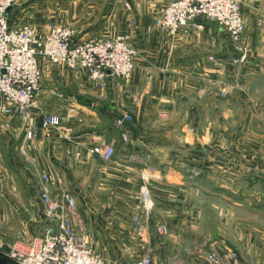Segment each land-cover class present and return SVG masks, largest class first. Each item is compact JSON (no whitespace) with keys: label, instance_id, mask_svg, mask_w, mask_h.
Instances as JSON below:
<instances>
[{"label":"crops","instance_id":"obj_1","mask_svg":"<svg viewBox=\"0 0 264 264\" xmlns=\"http://www.w3.org/2000/svg\"><path fill=\"white\" fill-rule=\"evenodd\" d=\"M110 1L114 4L107 7L103 17L119 22V27L111 31L114 27L109 22L99 31L106 34L94 39L130 35L139 52L134 70L129 78L109 76L106 84L98 86L85 68L76 71L65 63L47 65L41 60L44 77L33 108L38 118L36 137L27 138V125L16 115L0 117V235L20 233L30 240L45 233L46 219L37 206L45 211L40 190L41 181L47 176L52 195L69 193L74 198L78 211L76 227L88 241L117 239L133 245L152 241V264H166V257L180 256L182 243L188 237L193 243L203 242L190 227L193 219L199 220L200 203L193 198V186H182L183 179L213 177L208 170L200 175L193 170L198 155L192 150L197 148L199 139L192 130L198 128L190 124L188 127L181 120L176 122L174 117L186 112L192 122L198 108L196 99L203 94L211 110L221 100L224 108L230 107L228 115L235 113L231 107L240 116L246 115L238 126L235 121H228V126H224L227 130L238 127L246 131L254 129L256 122H264V0L242 1L249 59L239 67L231 62V41L218 25L212 24L203 31L181 30L174 36L155 28L156 16L170 0H130L139 15L136 25L130 23L126 12L129 0ZM17 12L15 7L8 10L11 27L25 23L15 21ZM29 25L37 27L38 33L48 28L39 31L38 26ZM210 55L222 59L227 68H216ZM235 68L238 73L233 77L242 83V88L234 89L223 99L216 89V80L227 71L233 73ZM4 103L0 98V107ZM123 112L133 116L132 123L127 124L128 142L116 124V117ZM45 114L59 115L62 124L44 128L41 121ZM6 120L9 126L3 124ZM68 127L72 128L71 133L67 132ZM102 139L116 145L112 159L91 151ZM255 139L257 144H264V138ZM237 140L234 142L242 144L244 139ZM142 189L152 191L153 218L146 234L138 235L133 230L124 234L122 222L137 214L140 203L136 195ZM123 195L135 196L134 205L122 203ZM157 225L166 226L168 231H156ZM250 241L251 246L245 247L249 259L244 261L264 264V235L252 236ZM203 253L193 256L197 259L193 264H212ZM0 264L18 263L7 257Z\"/></svg>","mask_w":264,"mask_h":264},{"label":"rangeland","instance_id":"obj_2","mask_svg":"<svg viewBox=\"0 0 264 264\" xmlns=\"http://www.w3.org/2000/svg\"><path fill=\"white\" fill-rule=\"evenodd\" d=\"M171 1L172 0H170V2ZM111 4L114 3H112L110 0H15V3L12 7H15V9L18 11L14 16L16 22H25L24 24H31L34 27L38 26L39 31L45 30L46 27H48L46 29L48 30L53 24L66 25L72 27L75 31H77V40L81 41L93 37V39L89 40L95 41L100 40L94 39L95 37H101L106 34L100 33L99 31L104 25L109 24V22L114 27L113 29H111V31H115L119 27V22L116 23L111 19L103 17L105 16L104 11ZM242 4L243 2L241 3V9ZM126 6L128 9L133 7L130 13L128 12V9L126 10V12L128 14V17L130 15V23L135 24V21L137 22V18L139 16L137 10L130 2V0L126 4ZM162 12L158 16H156L157 18L154 21V26L157 29H160L157 26V20ZM242 16L244 19L243 12ZM244 23L246 31L245 20ZM212 24L217 25V23L215 22L206 21L205 28ZM21 25L23 24H20L18 26ZM18 26L16 25L15 27ZM36 29L34 30L37 32ZM245 31L244 45L247 47L249 53V48L245 42ZM44 33L45 32L40 34ZM124 35H127L130 39V42L135 46L130 35ZM115 36L117 35L107 37ZM105 38L106 37L102 39ZM138 53L139 52L137 49V55ZM211 57H215V55H210L209 59ZM215 58L218 60L213 63L216 68H227V63H225L220 58ZM43 61L47 65L56 64L50 63L45 59H43ZM220 61L224 62L223 66L218 64V62ZM44 69L45 68L43 67L42 79L44 77ZM79 69L80 68L73 70L78 71ZM237 70L238 69L235 68V71L233 73H229L227 71L229 74L227 72L223 73L216 80L217 85L215 86L216 89H218V93L221 98L224 99L228 96L223 95L222 93V82L225 81L226 78H229L228 76L230 74H232L230 79H233V76L238 73ZM235 91H239V89L236 88ZM196 100L198 108L197 113H193L192 115V122H189L190 119H188L191 117V115L188 116L186 112H183L185 114L179 115L178 117L175 116L174 119L177 120L176 122H179V120H181L182 122H184L183 124H186L188 127L190 125H193L194 127L198 128L197 130H192L193 136H197L199 139L197 148L192 150L193 153H196L198 155L197 159L193 161V170H196L199 175L203 171L208 170L209 175L213 176L183 179L184 183L182 185L188 188L190 186H193V198L197 199L200 203L198 212L199 216L197 215V218L199 220L194 221L193 219L192 226L190 227H192L191 231L199 235L198 237H200L203 242L199 241L193 243L192 241H190L192 239H189L190 237H188L187 240L185 242L183 241L182 243V250L179 253L180 256L170 258L166 257L165 261L166 264H193L197 260L193 258V256L195 257L197 254H201L202 252H204L209 262L215 264L211 261L210 254L216 249L220 252L224 259L229 256L228 258H230V261H238V264H247L244 261V259H249L247 257L249 256V253L246 252L247 250L245 248L246 245L251 246L252 241H250V239H252V236L257 238L260 234L264 235V144H257L255 139V137H257L258 139L264 138V122L258 121L253 126L254 129H249L246 131L238 130V127L227 130L224 128V126H228V121L231 124L235 121L234 125L238 126L239 120L244 119L246 115H243L244 113H242V115L240 116L238 113H236L237 109L234 107H231V110L235 111V113H231V115H228L226 111L230 109V107L227 106L226 108H224V104L221 100H218V106L211 110V107H207V97L203 94L199 95ZM5 105L6 104L4 103V105L2 106ZM119 115H121V113ZM165 116L166 115H163V117ZM0 117L2 119V117H8V115L1 114ZM131 118L132 119L130 122H128V125H130V123H132L133 121L132 115ZM3 124H5V126L10 125L7 120ZM173 135L174 131L170 133L171 137ZM237 138L244 139L242 144L234 142L235 140L238 141ZM227 140H230V142H227ZM124 141L128 142L129 140ZM114 146L116 149V145ZM189 151L191 152L190 147ZM116 152L117 151L115 150V154L113 155V157L116 155ZM187 164L188 167H190V162H188ZM224 173H226V175L231 174V176L227 175L226 177ZM244 174H247V176H242ZM14 180L19 181V179ZM42 183L43 182L41 181V185ZM143 190L144 189L141 190V193L139 192L136 195L138 198V204L140 203L137 214H139L141 220L140 222L143 223L142 229L139 230L137 228L136 224L134 223L133 215H131L129 218H126L124 222H122L124 224V234H127L129 231L133 230V232L136 231L134 232L135 234L137 233L138 235H142V233H145L147 231L149 227L148 222L153 218L155 200L152 196V191L148 189L150 201L148 203H152L153 206L150 209H147L144 207L145 200L143 199ZM52 196L55 198H60V196ZM13 197L15 199V195H13ZM137 198L132 195H127V197L123 195L121 202L133 206ZM108 201H110V199H108ZM38 207L39 206H37L39 214L44 217V219H46V222H44L48 226L49 221L46 214V208L45 211H43V209H39ZM77 217L78 211L76 208V215L73 218L75 227L76 221L78 222ZM193 217L196 218V216ZM154 228L156 231H168L167 227L163 225H157L154 226ZM188 235L191 236L190 233H188ZM0 237H3L2 239L7 241L5 248L6 250L9 249V242H12L19 238H25L20 233L14 234L12 236L0 235ZM89 243L93 247V250L98 255H100L105 264H135L137 263V261L141 260L144 255H146V251L152 250L153 252L152 241H145L144 243L139 242L138 244L134 245L132 244V242H122L118 241L117 239H115L114 241L99 243L95 241H93L92 243L91 241H89ZM186 251L188 253V256ZM0 252L2 251L0 250ZM2 253L6 255L4 252ZM105 254L112 255L111 257H108ZM151 256L153 262V253H151ZM251 260L253 259L251 258Z\"/></svg>","mask_w":264,"mask_h":264},{"label":"built area","instance_id":"obj_3","mask_svg":"<svg viewBox=\"0 0 264 264\" xmlns=\"http://www.w3.org/2000/svg\"><path fill=\"white\" fill-rule=\"evenodd\" d=\"M15 0H0V98L5 106L0 107V115H16L27 125L26 136L33 139L37 134L38 118L33 113L36 98L41 88V60L50 63H65L70 68H85L90 78L103 86L109 76L129 78L135 67L136 47L127 35L106 37L100 40H77L76 31L66 25L53 24L44 34H38L33 27L23 24L11 27L7 13ZM242 0H172L157 20V26L170 35L181 30L203 31L206 21L217 23L224 29L231 41L234 54L231 62L241 66L249 59L244 45L245 23L241 12ZM218 61L215 57L210 58ZM222 61L218 62L223 66ZM242 83L233 77L222 82V93L228 95ZM127 112L116 117V124L123 129L122 136L128 140L127 124L131 121ZM62 118L56 114L42 116L44 128L60 126ZM71 133L72 128L68 127ZM115 146L100 140L92 146L93 153L109 160L115 154ZM49 178L44 176L40 196L46 205L49 225L41 236L27 240L19 238L9 242L6 248L0 240V250L18 264H105L90 245L87 236L77 230L73 218L76 215L75 200L69 193L60 198L50 194L47 186ZM144 207L150 209L149 193L143 190ZM137 228L142 229L139 214L134 217ZM213 247V246H212ZM152 251L135 264H152ZM225 259L216 249L211 252L215 264H238Z\"/></svg>","mask_w":264,"mask_h":264},{"label":"trees","instance_id":"obj_4","mask_svg":"<svg viewBox=\"0 0 264 264\" xmlns=\"http://www.w3.org/2000/svg\"><path fill=\"white\" fill-rule=\"evenodd\" d=\"M7 259V256L0 252V262H3Z\"/></svg>","mask_w":264,"mask_h":264},{"label":"bare ground","instance_id":"obj_5","mask_svg":"<svg viewBox=\"0 0 264 264\" xmlns=\"http://www.w3.org/2000/svg\"><path fill=\"white\" fill-rule=\"evenodd\" d=\"M148 193H149V191H148Z\"/></svg>","mask_w":264,"mask_h":264}]
</instances>
